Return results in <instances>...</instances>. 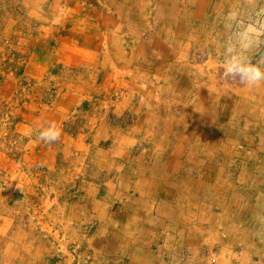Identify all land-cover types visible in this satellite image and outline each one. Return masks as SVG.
I'll use <instances>...</instances> for the list:
<instances>
[{"label":"crops","instance_id":"crops-1","mask_svg":"<svg viewBox=\"0 0 264 264\" xmlns=\"http://www.w3.org/2000/svg\"><path fill=\"white\" fill-rule=\"evenodd\" d=\"M119 1L130 3L127 26L138 39L131 58L149 61L141 68L149 84L140 102L133 87L111 112L131 108L138 126L92 151L107 179L85 181L40 221L42 234L56 238L52 247L44 239L43 250L55 253L64 236L80 235V256L95 262L99 254L101 264H264V83L216 78L222 45L241 24L264 29V0ZM260 40L252 56L264 60ZM103 117H91L92 144L108 130ZM79 135L65 138L71 148L91 146ZM42 148L27 157L54 162L51 147Z\"/></svg>","mask_w":264,"mask_h":264},{"label":"rangeland","instance_id":"rangeland-1","mask_svg":"<svg viewBox=\"0 0 264 264\" xmlns=\"http://www.w3.org/2000/svg\"><path fill=\"white\" fill-rule=\"evenodd\" d=\"M117 1L0 0V264H101L99 254L95 262L92 256H80V235L64 236L63 249L55 253L43 250L44 239L52 247L56 238L42 234L40 221L74 199L85 181H106L107 174L96 171L90 154L97 145L115 146L119 130L138 126L132 125L137 113L131 108L121 115L111 112L133 87L139 101L149 84L141 69L149 61L131 58L138 39L127 26L134 20L130 3ZM121 3L124 7L117 11L114 7ZM118 23L125 25L124 32ZM86 48L94 50L93 58ZM117 49L124 53L116 54ZM259 59L252 56L254 63ZM222 68L220 60L216 78L240 83L226 79ZM100 115L108 130L92 144L91 117ZM48 123L61 130L53 143L36 136ZM77 134L91 146L71 148L66 137ZM44 146L56 153L54 162L27 157L29 149L39 152Z\"/></svg>","mask_w":264,"mask_h":264},{"label":"clouds","instance_id":"clouds-1","mask_svg":"<svg viewBox=\"0 0 264 264\" xmlns=\"http://www.w3.org/2000/svg\"><path fill=\"white\" fill-rule=\"evenodd\" d=\"M232 20H235L233 15ZM264 29L248 24L241 26L232 38L222 45L223 68L222 74L226 79L237 78L242 85L249 88L264 83V60H252V49L262 46L260 37ZM61 130L54 124L42 125L37 131V138L44 143H53L59 139Z\"/></svg>","mask_w":264,"mask_h":264},{"label":"trees","instance_id":"trees-1","mask_svg":"<svg viewBox=\"0 0 264 264\" xmlns=\"http://www.w3.org/2000/svg\"><path fill=\"white\" fill-rule=\"evenodd\" d=\"M19 73V72H18Z\"/></svg>","mask_w":264,"mask_h":264}]
</instances>
